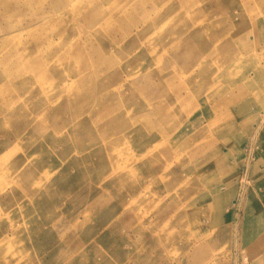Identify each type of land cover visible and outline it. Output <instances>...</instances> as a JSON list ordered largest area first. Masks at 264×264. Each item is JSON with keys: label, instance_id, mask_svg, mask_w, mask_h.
<instances>
[{"label": "rangeland", "instance_id": "1", "mask_svg": "<svg viewBox=\"0 0 264 264\" xmlns=\"http://www.w3.org/2000/svg\"><path fill=\"white\" fill-rule=\"evenodd\" d=\"M263 221L264 0H0V264H264Z\"/></svg>", "mask_w": 264, "mask_h": 264}, {"label": "bare ground", "instance_id": "2", "mask_svg": "<svg viewBox=\"0 0 264 264\" xmlns=\"http://www.w3.org/2000/svg\"><path fill=\"white\" fill-rule=\"evenodd\" d=\"M68 3V2H67ZM67 5V4H66ZM63 6H65V5H63ZM33 45V44H32ZM36 46H38V42H36V44H35ZM30 46V45H29ZM105 52H106V54L108 55V54H110V51H108V50H105ZM106 59H108V57L106 58ZM108 67V66H107ZM81 68V67H80ZM87 69V67L85 66V68H83V70H82V68L80 69L81 70V73H80V75L85 71ZM73 71V70H72ZM105 71V70H104ZM107 72V71H106ZM79 73H77V75H78ZM78 82H79V84L81 83V78L78 80ZM65 88H66V86H65ZM69 88V87H68ZM63 97H64V95H63ZM63 97H61V98H63ZM57 98V97H56ZM58 100V99H57ZM56 100V101H57ZM61 101H62V99H61ZM65 102H66V100H65ZM69 102V101H68ZM71 103H72V101H70ZM57 104V103H56ZM55 104V105H56ZM62 104H63V102H62ZM70 104V103H69ZM57 106H59V105H57ZM63 120V119H62ZM14 121V120H13ZM124 123H126V122H119L118 123V125H121V124H124ZM107 124H114L113 123V121H108L107 122ZM115 126H117V124L115 125ZM109 149H110V147H109ZM108 149V150H109ZM22 164H24V163H22ZM25 166H27V165H25ZM262 226H264V221H263V225ZM175 237V236H174Z\"/></svg>", "mask_w": 264, "mask_h": 264}, {"label": "crops", "instance_id": "3", "mask_svg": "<svg viewBox=\"0 0 264 264\" xmlns=\"http://www.w3.org/2000/svg\"><path fill=\"white\" fill-rule=\"evenodd\" d=\"M220 235V234H219ZM219 235H217V237H219Z\"/></svg>", "mask_w": 264, "mask_h": 264}]
</instances>
